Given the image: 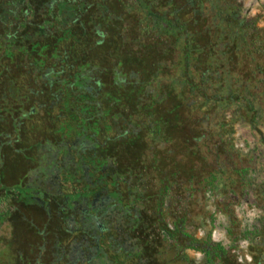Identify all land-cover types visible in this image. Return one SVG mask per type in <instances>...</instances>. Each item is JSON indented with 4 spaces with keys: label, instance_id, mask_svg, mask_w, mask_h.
<instances>
[{
    "label": "trees",
    "instance_id": "obj_1",
    "mask_svg": "<svg viewBox=\"0 0 264 264\" xmlns=\"http://www.w3.org/2000/svg\"><path fill=\"white\" fill-rule=\"evenodd\" d=\"M240 7L0 0V218L12 228L11 264H191L190 249L206 264H238L221 245H195L181 196L216 183L205 178L209 122L188 115L220 120L234 109L230 135L238 118L264 125V32ZM48 124L58 133L39 132ZM148 125L171 146L159 170L157 160L140 167ZM172 151L186 154L179 167ZM114 159L131 168L98 181ZM17 170L27 193L5 195ZM252 250L263 264L264 246Z\"/></svg>",
    "mask_w": 264,
    "mask_h": 264
},
{
    "label": "flooded vegetation",
    "instance_id": "obj_2",
    "mask_svg": "<svg viewBox=\"0 0 264 264\" xmlns=\"http://www.w3.org/2000/svg\"><path fill=\"white\" fill-rule=\"evenodd\" d=\"M254 6L255 2L251 4V7ZM247 21L252 25L254 23L257 24L264 32V27L260 25V21L258 22L256 18H247ZM159 110L157 111L160 113ZM159 113L156 117L162 121ZM235 114L236 111L234 109L224 114L226 117L221 119H224L223 124H220L221 120L218 119L216 114L210 113L207 116L203 115V113L188 115L190 119H193L191 122L195 119L197 120V118H207L209 122V124L207 122L206 137L208 135L213 136V140L210 141L212 147H208L205 151V157L207 158L205 178L211 182L215 177L216 183L213 188L208 186L203 192L198 191L199 188L197 186L194 188L193 185V188L189 191L190 193L187 192L186 195L181 197L185 198L184 200L188 204L191 203L193 207L196 206L197 210H199V213L192 212L191 204L185 208L186 212H189L188 215L190 216H188V219L191 223L187 230L190 234H193L197 247L201 243L208 241L211 248L217 245L223 246L238 264H254L255 254L252 250L254 245L264 246V230L261 225V220L264 218V172L261 166V159L264 155V137L260 138L258 145H254L252 140L249 142L246 140L241 141L239 133L242 125H246L254 132L262 135L261 130L264 129V125L259 126L260 128L252 127L245 118H238L234 123L233 134L230 135L228 132L230 130L228 118L233 119L236 117ZM214 115L215 118H211ZM144 118L149 123L147 116ZM152 127L148 125L141 132L143 150H141L140 167H147L150 163L154 164L155 160H157L158 163H155L154 167L159 170L163 165L162 162H165V153L169 152L171 146L160 139V136ZM173 132L175 133V130ZM191 151L192 149L189 148L190 153ZM60 154L61 159L63 152ZM170 154L171 156H168V159H173L172 163L179 164L182 159L186 160V154L182 156L179 151H172ZM131 165V162L126 163L125 160L121 162V160L115 161L114 159L113 165L108 164L106 166V169L109 170V178L104 179L101 173L98 172L97 180L103 181L102 183H111L121 169H130ZM103 169L105 168L103 167ZM155 169L154 173H151L152 179H154L155 183H158L157 177L159 173H155ZM29 180L31 181L32 179L30 178ZM50 181L51 179L48 181L49 184ZM172 196L175 197L176 193ZM172 201L173 199L168 198L166 204L171 206ZM194 214L197 216H193ZM195 219L201 222V226L198 229L199 233L197 231V234L192 222ZM168 222L170 227L173 228L172 222L170 220ZM230 231L233 235H230ZM186 255L189 257L191 264H200L201 262L206 264L204 263L206 262V255L203 252L190 249L186 251ZM186 255L182 257V260H185ZM199 255H201L203 261L198 260Z\"/></svg>",
    "mask_w": 264,
    "mask_h": 264
},
{
    "label": "rangeland",
    "instance_id": "obj_3",
    "mask_svg": "<svg viewBox=\"0 0 264 264\" xmlns=\"http://www.w3.org/2000/svg\"><path fill=\"white\" fill-rule=\"evenodd\" d=\"M241 4V10H242V14L246 15L247 18L249 19H254L256 18L258 20V22L260 21V25L262 27H264V0H238ZM255 2V6L251 7V4ZM254 17V18H253ZM211 118H215V115L212 116ZM221 120V119H220ZM39 132H45V133H49V134H55L58 130L54 127L51 126L50 124H48L47 126H42L40 128H38ZM58 133V132H57ZM262 133L264 134V129L262 130ZM240 140L241 141H251L254 143V145H258V141L260 140L261 137H264L263 135H261L258 132H254L253 130H251L248 126L246 125H242V128L240 130ZM32 140V139H31ZM245 143V142H242ZM262 146V145H261ZM208 147H212V143L208 144ZM204 151H206V149H204ZM261 166L264 172V155L263 158L261 159ZM3 171V170H2ZM19 170L15 171V176L12 179V184H10L9 186H4L2 185L1 189L4 192L5 195L8 194H17V192L19 193H27L24 188L21 186V178L17 177L19 175L18 173ZM14 174V173H13ZM187 194V192H185V195ZM191 204V203H190ZM191 210L194 213H199V210H197L196 206H192L191 204ZM3 215V214H2ZM5 216V215H4ZM193 216H197V215H193ZM3 216L2 219L0 218V224H5L0 228V238L3 239L2 242H0V264H11L12 260L14 259V254L12 252V248L8 245L9 243V239L11 238L12 235V228L11 226L6 222L4 223L3 221ZM1 226V225H0ZM14 236V241L19 240V237L21 236L19 233H13ZM192 259H194L192 257ZM180 264V263H179Z\"/></svg>",
    "mask_w": 264,
    "mask_h": 264
},
{
    "label": "crops",
    "instance_id": "obj_4",
    "mask_svg": "<svg viewBox=\"0 0 264 264\" xmlns=\"http://www.w3.org/2000/svg\"><path fill=\"white\" fill-rule=\"evenodd\" d=\"M192 222H193V225H194V227H195V229H196L195 232H196V234H197V231H198L199 227L201 226V225H200L201 222H199L197 219L193 220ZM195 232H194V233H195ZM198 233H199V231H198ZM202 259H203V258L201 257V255H199V256H198V260L201 261ZM202 261H203V260H202ZM200 264H203V263L201 262Z\"/></svg>",
    "mask_w": 264,
    "mask_h": 264
}]
</instances>
